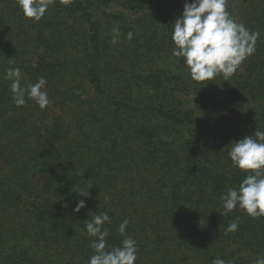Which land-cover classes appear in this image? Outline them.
Masks as SVG:
<instances>
[{
	"label": "trees",
	"instance_id": "1",
	"mask_svg": "<svg viewBox=\"0 0 264 264\" xmlns=\"http://www.w3.org/2000/svg\"><path fill=\"white\" fill-rule=\"evenodd\" d=\"M122 1L107 20L120 29L115 44L94 18L103 0H54L43 21L19 16L16 2L0 8V264H87L94 238L84 221L103 212L109 248L130 221L135 264H254L264 216H224L220 195L244 175L229 144L264 131V0H236L231 16L259 33L255 52L205 85L172 56L185 0ZM4 10L16 19L9 26ZM14 67L22 87L47 80L46 109L13 104L4 74Z\"/></svg>",
	"mask_w": 264,
	"mask_h": 264
},
{
	"label": "clouds",
	"instance_id": "2",
	"mask_svg": "<svg viewBox=\"0 0 264 264\" xmlns=\"http://www.w3.org/2000/svg\"><path fill=\"white\" fill-rule=\"evenodd\" d=\"M17 7L25 18L41 20L54 0H16ZM172 56L182 59L192 81L202 83L212 81L218 75L228 80L239 66L255 52L257 32H251L245 24L238 23L227 10V0H185L182 13L171 24ZM119 33V28L112 29ZM133 34L129 32L127 39ZM117 41L113 38L112 43ZM21 69L9 68L4 79L11 81L9 87L12 101L16 107H22L32 100L44 110L51 103L45 90L47 80L39 77L36 82L21 86ZM27 97V99H26ZM228 157L232 166L244 175L238 186L228 187L220 195L224 216L242 210L251 218L264 216V131L256 130L252 135L230 143ZM228 145V146H229ZM89 186L86 193L89 195ZM86 207L79 200L74 212L79 213ZM97 213V212H96ZM93 254L87 264H135L138 258L136 240L126 235L130 221L124 219L118 227L123 237L118 245L108 247L109 229L103 227L111 223L107 212L93 215L84 221ZM239 225L232 222L227 231H236ZM212 264H231L223 258H215ZM254 264H264V255H257Z\"/></svg>",
	"mask_w": 264,
	"mask_h": 264
},
{
	"label": "rangeland",
	"instance_id": "3",
	"mask_svg": "<svg viewBox=\"0 0 264 264\" xmlns=\"http://www.w3.org/2000/svg\"><path fill=\"white\" fill-rule=\"evenodd\" d=\"M104 2H101V9H100V12L102 13V16H97V17H94V18H98V19H100V20H102L103 22L101 23L102 24V28H101V30H104V31H106L107 32V35H106V37H108V38H106V39H109L110 41H112L113 40V38H115L116 39V41L117 42H122L121 41V37H120V29H119V33L117 34V33H114L113 31H112V29L114 28V27H118L115 23H112L111 24V26H109L108 24H107V20H109V18H111L112 19V16L114 15V14H116V13H119L120 12V10L122 9V6H121V3L119 2V0H115V2H110V1H108V0H103ZM16 2V0H0V8H2L3 6H7L6 4H11V3H15ZM121 2H123L122 0H121ZM227 3L228 4H231V5H228L227 6V9L230 11V14L232 15L233 13H235L236 11H237V9H235V8H233V7H235V6H233V5H238V3H237V1L236 0H232V2H231V0H227ZM6 11V20H7V22H6V26H9L14 20H16V19H13V17H11L9 14H7V10H4V12ZM47 13V12H46ZM45 13V15H44V17L41 19V21H43L45 18L47 19V17H53L54 15H55V10H53L51 13H49L48 15ZM90 13V12H89ZM19 16H21V17H23L24 18V16L22 15V13L20 12H18L17 13ZM90 14H92V13H90ZM0 16H2V14H0ZM237 18H235V20H236ZM20 20H22V19H19L18 21H17V23L18 22H20ZM28 20H30V19H28ZM32 20V19H31ZM237 20H239V19H237ZM129 23V22H128ZM38 26V24L36 25V27ZM246 27L249 29V27L246 25ZM250 30V29H249ZM251 31V30H250ZM252 32V31H251ZM10 40H14L13 39V37H8L7 39H4V42L5 41H10ZM108 41V40H107ZM5 46H6V44H4V43H1L0 42V51L1 52H3V50L5 49ZM2 48V49H1ZM44 52L45 51H43L42 49H40L39 50V54L41 53V55H43L44 54ZM156 57V56H155ZM254 60V59H253ZM241 68H242V65H240L239 66V68L237 69V70H241ZM152 69H154L155 71H157L158 72V70H156V68H152ZM162 78V77H161ZM194 83H196V82H194ZM197 84V83H196ZM197 86H199V85H197ZM186 87V85L184 86V88ZM88 88H86V90H87ZM88 91V90H87ZM180 94V93H179ZM180 96H182L183 97V99H185V100H187V99H192L193 97L192 96H187V93H185V92H181V94H180ZM207 102V101H206ZM196 106H197V108H196V112L197 113H199V105L196 103ZM5 172H6V170L4 169V168H2L1 166H0V175H4L5 174Z\"/></svg>",
	"mask_w": 264,
	"mask_h": 264
}]
</instances>
